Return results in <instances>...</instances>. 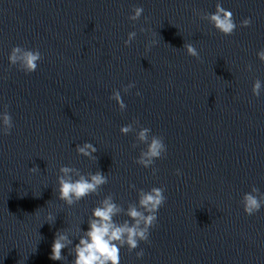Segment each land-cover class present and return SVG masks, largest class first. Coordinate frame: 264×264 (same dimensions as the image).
Segmentation results:
<instances>
[{"label":"clouds","instance_id":"1","mask_svg":"<svg viewBox=\"0 0 264 264\" xmlns=\"http://www.w3.org/2000/svg\"><path fill=\"white\" fill-rule=\"evenodd\" d=\"M132 14L128 19L132 22L138 21L144 9L141 6H134L131 10ZM194 14L199 16L201 20H206L217 32L223 36H232L238 27L232 11L225 9L219 2L215 5V11L212 13H200L193 9ZM147 19V18H145ZM252 25L251 17L244 18L240 21L239 27L247 28ZM146 29L140 28V32ZM136 31L128 33L124 45L130 46L136 38ZM155 39L151 40L145 46L146 51H150L151 47L156 45ZM183 48L186 54L200 59L199 52L192 43H184ZM258 59L264 63V48L257 52ZM43 59L39 49H28L17 45L11 48L8 56L10 66L17 67L18 70L25 74L35 72L39 66V62ZM247 70L251 71L252 66L247 65ZM135 87L134 83H129L123 87V92L127 94L130 89ZM262 82L256 79L252 85V95L256 98L261 96ZM136 95H140L139 92ZM109 99L114 100L121 112L126 109L123 102L121 91L113 89ZM4 110L0 112V134L10 135L14 127L11 114L8 112V105H4ZM137 125L139 130H135L136 141L145 145L141 149L135 163L144 167H152L156 160L163 159L167 154V145L164 138L151 133L148 127L139 126L138 120L124 125L120 128L123 135L133 132V126ZM133 148L137 144L132 145ZM75 150L78 155L86 157L90 160H96L94 153L97 147L91 142L77 144ZM38 167H32L29 170L35 172ZM158 169L152 167V174L155 175ZM57 176V198L66 205L72 206L90 195H99L101 188L109 183V177L102 171L88 172L83 174L79 169L67 165L59 168ZM180 170H176V175H180ZM134 188L135 185H130ZM166 189L164 187H152L150 190H138V201L129 203L125 209L121 204L115 202L112 194L105 196L99 201L96 207L92 209L91 218L88 220V230L78 238L76 243L69 251V255L73 256L71 264H121V249L127 247L128 252L137 249L141 242H149L150 230L154 228L158 220V211L166 203L167 197L164 195ZM243 211L248 216H253L264 207V193L253 186L250 192L243 195L241 199ZM123 214L127 217L123 221H117L115 218ZM47 219L53 221L55 219L49 213ZM83 231V230H81ZM73 244L68 235L63 231H57L51 245L50 259L53 261H63L66 257L63 250ZM144 250L136 252V257L142 258Z\"/></svg>","mask_w":264,"mask_h":264}]
</instances>
